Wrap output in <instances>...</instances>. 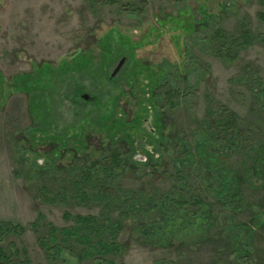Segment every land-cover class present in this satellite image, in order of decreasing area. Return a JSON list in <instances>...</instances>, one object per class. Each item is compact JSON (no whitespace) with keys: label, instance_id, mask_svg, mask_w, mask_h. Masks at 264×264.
Masks as SVG:
<instances>
[{"label":"rangeland","instance_id":"374dc122","mask_svg":"<svg viewBox=\"0 0 264 264\" xmlns=\"http://www.w3.org/2000/svg\"><path fill=\"white\" fill-rule=\"evenodd\" d=\"M263 38L264 0H0L2 264H264ZM77 216L105 257L42 245Z\"/></svg>","mask_w":264,"mask_h":264},{"label":"trees","instance_id":"16d2710c","mask_svg":"<svg viewBox=\"0 0 264 264\" xmlns=\"http://www.w3.org/2000/svg\"><path fill=\"white\" fill-rule=\"evenodd\" d=\"M175 24H177V27L182 26L179 19H175ZM172 29H177V28L175 26ZM186 29L187 30L189 29L188 25H186ZM114 32H116L118 36L120 35L119 32L117 31H114ZM180 32L181 31H179V33ZM179 33L177 34L178 36L180 35ZM252 38H253V34L250 32L248 28H246V26L244 29L241 30L239 36H236V37H233V36L228 37L225 32H221L219 33V36L217 39L220 41V43L218 47L217 46L215 47V51L222 53L225 47H227V50H229L231 49V47H233L234 44L238 46L239 44L243 42L248 43ZM261 40L264 42V38ZM163 92H164V97L166 98L169 104L172 103V100L175 94L179 93V92H175L174 88L168 84H164ZM236 117L237 116L234 113H230V115L223 117L222 120L220 119L219 121H217L218 127L220 126V128L218 130L215 128L214 129L211 128L212 130H211V133H209V137H211L212 139L220 138V139H223L224 141H227V143H235L236 139H239V137L243 133L240 127V124H238V119ZM136 158L138 159V161L142 162L141 159L145 157L138 155L136 156ZM107 159H108V164H109L107 165L108 167L107 172H109V168H112L114 165L120 166V167L125 166L126 160L122 158V152L119 149H113L112 151H110V155L109 157H107ZM79 186L80 184H78L77 187ZM80 190L82 191L83 189H80ZM19 227H20L19 225H15L14 230ZM102 229H103L102 226L99 225L98 218L94 216H77L75 217L74 227L63 228L62 230L52 227L49 231V235L46 237L45 236L42 237V239L40 240H41L42 245L44 246H46V240L57 243L58 235L62 233L63 236H65V238L62 239L63 245L68 246L69 242L73 239V237H75L79 243H82V242L86 243V244L82 243V245L84 246L83 251H82V257L85 260L90 259V258L94 259L95 257L103 258L105 257L106 253H110L112 251V247L107 245L100 238L99 231ZM93 234L97 236L96 239L93 238ZM59 247H61V245ZM48 257L50 259L51 264H57L58 260L53 259L55 258L54 256H51L48 254ZM3 262L11 263L12 261L9 255L5 252V250L0 249V264H2Z\"/></svg>","mask_w":264,"mask_h":264},{"label":"water","instance_id":"95a60500","mask_svg":"<svg viewBox=\"0 0 264 264\" xmlns=\"http://www.w3.org/2000/svg\"><path fill=\"white\" fill-rule=\"evenodd\" d=\"M125 57H123L120 61H119V63H118V65L115 67V69H114V71H113V73H112V76L113 75H115L116 73H117V71L120 69V67L123 65V63L125 62ZM84 98H86V99H88L89 98V96L88 95H84Z\"/></svg>","mask_w":264,"mask_h":264}]
</instances>
